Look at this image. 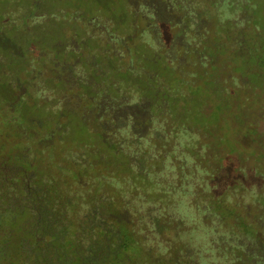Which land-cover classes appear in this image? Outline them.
<instances>
[{
  "label": "rangeland",
  "instance_id": "obj_1",
  "mask_svg": "<svg viewBox=\"0 0 264 264\" xmlns=\"http://www.w3.org/2000/svg\"><path fill=\"white\" fill-rule=\"evenodd\" d=\"M164 15L173 25L179 21L187 26L184 36L176 34L174 26L168 33L159 27ZM153 27L160 35L152 34L149 28ZM201 35H205V46ZM179 38L188 45L177 48ZM167 39L177 50L174 61H170L171 52L162 48ZM241 40L246 41L247 48L243 59L258 58L255 50L264 47V0H0V121L5 119L13 125L7 134L0 128V163L11 165L8 160L15 159L16 154L14 164L23 172L28 165L19 160H34L35 168L28 169L19 183L22 190L29 183V192L51 179L55 184L60 180V194H52V207L43 209L51 212V217L62 216L70 231L79 232L82 219L94 215L92 201L85 202L84 198L77 207L67 205L64 203L70 198L64 193L76 191L92 197L96 192L103 193L104 197L99 196L102 200H120V188L134 190L131 184L126 188L119 185L124 175L118 174L114 165H97V171L85 175L81 182L72 177L71 161H92L93 152L102 146V137L94 134L96 130L102 133L96 122L105 114L104 106L92 104L105 87L99 75L108 71L112 76L125 72L133 63L144 65L146 60H154L157 66L148 63V71L156 76L154 87L172 88L175 105L165 104L173 108V120L154 127L140 117L141 129L151 130L152 137L142 140L140 150L145 153L132 157L131 162L137 166L145 159L143 166L148 164V169L158 161L160 165L154 166L150 176L163 189L158 190L160 194L165 190L156 177L160 182H173L183 176L182 180L193 187L194 197L198 190L200 196L205 195L198 200L195 197L196 201L190 197L191 203L200 201L207 209L204 213L189 210L192 221L203 214L205 229L190 233V241L176 238L173 230L164 233V241L173 240L180 248L176 253L170 243H164L159 247L161 252L175 256L188 251L192 264H258L259 259L264 263V246L255 237L246 236L237 226L236 216L226 213L227 207L233 206L250 222L264 221V65L241 60L237 50ZM126 76L129 79L124 80V91L128 86L141 93L148 84H139L153 78L140 72ZM175 78H180L179 82ZM20 102L24 110L16 111ZM22 116L30 131L15 127V120ZM34 133L36 137H31ZM106 135L118 138L115 130ZM19 138L21 147L17 145ZM101 150L116 159L111 149ZM130 150L134 153L136 148ZM121 168L127 166L122 164ZM212 173L216 183H212ZM112 176L118 183L106 182H111ZM63 178H70L68 184L61 182ZM104 181L106 184L100 185ZM18 194L21 202H28L25 193ZM126 195L134 196L131 191ZM219 208L221 214L215 215ZM160 213L144 210L147 217ZM212 218H221L218 231L211 229L215 226ZM17 228V236L30 239L24 226ZM20 238H12L9 256L0 264H16ZM161 240L158 235L148 237L143 246L156 249ZM237 242L242 247H237V255L231 254L228 249L236 248Z\"/></svg>",
  "mask_w": 264,
  "mask_h": 264
},
{
  "label": "trees",
  "instance_id": "obj_2",
  "mask_svg": "<svg viewBox=\"0 0 264 264\" xmlns=\"http://www.w3.org/2000/svg\"><path fill=\"white\" fill-rule=\"evenodd\" d=\"M159 21V27L162 28L164 32L168 33L173 30L174 26L177 30L176 34H183L181 36H184L187 26H183L182 22L178 21L173 25L171 22L172 20L166 18V15L160 18ZM155 33L157 36L160 35L157 33V29ZM204 37L205 35H201V43L203 46H205ZM176 42H178L176 46L179 49L188 45V41H184L181 38ZM163 43L162 48H165V50L168 49L171 52L172 56L170 61H174L175 58L173 54H175L177 50L171 48L172 44L169 42V39L165 40ZM144 44L143 46L146 47L147 43ZM258 48L259 49L255 51H258L259 57L254 59H249L248 57L243 59L244 54L247 52L245 40H241L238 43L237 50L239 52V57L244 63H248L252 60L263 66L264 47L258 46ZM161 54L164 56L163 53ZM163 60L165 62L166 59L164 58ZM148 63H152L154 67L157 66L154 60H146L144 65L133 63L123 73L116 72L112 76H109L108 71H105L103 74L101 73L102 75H99V79H104L100 81L104 83L105 87L104 90L100 89L99 91V94L103 95L94 96L92 104L96 108H99L101 104L104 106L102 112L105 114L103 116L100 115L98 117L99 120L96 122V128L97 126L101 128L102 133L96 130L94 134L96 137H102V146L93 152L92 161L87 162V159L83 158L81 161L77 159L75 162L71 161V159L69 160L74 170L72 171V177H74L75 181L77 180L76 182H81V179L91 172L95 173L94 170L97 171V165H114L118 174L122 173V175H124L119 185L122 187L124 185L126 188L131 184L134 190L130 189V187H128L129 189L120 188L122 195L118 198L120 200H116V197L102 200L101 198L104 197L103 193L97 194L96 192L92 193V197H86L88 193L86 195L83 193L84 196L79 195L76 191L70 192L73 193L72 196L70 193H64L66 199H68V196L70 198L68 202L64 204L69 203L77 207V202L85 198V200L87 199L85 202L92 201L91 209L94 211V215L90 216V218L85 216L82 219L83 222L80 223L79 232H76L77 230L70 231L71 228L69 224L64 223L62 216L61 218L51 217V212L43 209V207H52V194H60L58 192L60 191V184H58L60 180L57 179L56 181H58V183L55 184L51 179L47 185H38V187L33 188V192L28 191L29 186L24 187L25 189L22 190L19 187L20 180L22 179L23 181L27 175L26 171L28 169H34L35 166L33 165L35 164H33L34 160L28 162L18 155L21 158L19 161L28 165V169L21 172V168H18L17 164H14L17 157L16 154H13L15 159L8 160L9 162L12 161L13 165L4 166L3 163H0V233H2L0 234L2 235L0 239V263L5 262V258L9 256V244L12 243V238H20L17 236V225H20L21 228L24 226L26 229L24 233L30 237V239L21 237L19 241L17 240V249L15 253L17 257H14V262L16 264H192L189 261L190 252L188 253V251H186L183 255L172 256L171 254L168 256L162 253V249L159 247H164V243H170V246L178 253L180 248L178 246L180 245L173 240L164 241V233L173 230V233L176 234V238L190 241L192 239V237L189 236L190 233H194V230H199L201 228L205 229L207 227V222L203 214H199V216L196 215V219L192 221V216H190L191 213L189 212L190 208L201 211L202 213L207 211V209L204 208V204L200 201L194 203L190 201V197L194 200L196 197L198 200L201 199L200 197L204 198L205 195L203 196V194H201L202 196H200V190H198L194 197L193 187H190L189 181L182 180L184 179L183 176L173 182L166 179L160 182L159 177H156L158 184L163 185L165 190V193L163 192V194H160L158 190L163 189H160L154 177L150 176V174H153L152 169L154 166L160 165L157 164L158 161H154L153 165L148 169V164H144L145 166H143V161L145 159L139 160L137 166L131 162L132 157L145 153L144 149L143 152L140 150L142 140H149L152 137L151 130L148 129L149 131H143L141 129V123L144 119L148 123L147 125L150 126L162 122V124L157 125L160 127L164 126V120H169L170 122L173 120V108L165 104L168 102L171 105H175L174 99L171 98L173 94L170 95V93H172V88L169 85L168 87H164V85L157 88L154 87L156 76L153 75V71L149 73ZM169 70L170 69L167 67L166 71ZM166 71L165 73L170 76L171 73ZM137 72L145 74V76H153L150 80L139 84L142 87H146L147 83V90L141 93L139 91L130 90L127 86L126 88L130 93L124 91L125 88L123 83L124 80L128 78L126 74L133 77ZM179 80L180 78H175L174 81L177 83ZM127 84H130L129 81ZM166 97L169 98L166 100ZM100 100H102L101 102L103 103H98ZM153 105L156 107L155 110L153 109ZM16 108V111L24 110V106H21V102ZM0 117H3L2 114H0ZM140 117H142L143 121H139ZM26 122V119L22 116L15 120L17 125L15 127L21 126L24 131H30ZM11 124V122L5 119L0 121V128L3 129L2 133L5 131L7 134V129L13 126ZM93 124H95L94 121L92 122V125ZM144 126L146 127V125ZM110 130H112V132L115 130L118 134V138L107 136L106 134ZM37 132L40 133L42 131ZM46 132L48 133V131ZM64 132H67V128H65ZM48 134L50 140L52 136H50L51 133ZM31 137H36V134H31ZM20 139L21 138H19V143L17 142V145L21 147ZM86 143L89 142L86 141ZM129 147H132V149L136 148V151L133 153ZM102 148L107 150L111 149L116 154V159L112 160L108 157L106 155L107 153L101 150ZM174 153L177 152H173V154ZM6 159H8V157H6ZM122 164L126 165L127 169L121 168ZM65 165L67 166V163ZM59 168L62 169V166ZM188 171L186 172V176ZM10 173L13 174L8 177ZM214 174L212 173V183L213 181L215 183L217 182L214 178ZM68 180H70V178ZM68 180L63 178L61 182L68 184ZM110 181L111 182H106L113 185L117 182V177L112 176ZM102 184H106L105 181L100 185ZM21 191L27 195L26 198L28 202L25 204L21 202L18 197V193H22ZM130 191L134 194L133 197H128L126 195ZM14 194H17V196ZM40 195L42 196L39 197ZM99 196L102 197L99 198ZM177 207L180 209L187 208L185 211L181 210L179 213H175L174 210ZM232 207L233 206L227 207L226 209L228 216H236V220L239 222L237 226L246 236L255 237L264 246V221L256 220L250 222V220H247V216L246 218L239 216L238 214H240V212L235 211ZM235 207H237V205H235ZM148 208L156 212H162V214L160 213L154 217H147L146 214H144V210ZM221 208L215 210L216 213L214 214L218 215ZM55 214L58 216L57 212H55ZM165 216L167 219L164 218ZM26 217L27 219H25ZM213 219L214 218H212L211 221L215 226H212L211 229H216V231H218L216 226L217 223L221 221V218H216L218 220ZM244 219L245 221H243ZM255 224L259 227H255ZM180 228L183 229L182 232ZM229 231L235 234L233 230ZM173 233L171 235H173ZM157 235L161 236L162 240L157 242L158 247H156V249L151 246H143V242H145L148 237L150 238ZM235 245L236 248L230 247V249H228L231 254L236 251L237 247H242V244H238V242ZM235 255H237L236 252ZM257 263L262 264L263 262L259 259Z\"/></svg>",
  "mask_w": 264,
  "mask_h": 264
},
{
  "label": "flooded vegetation",
  "instance_id": "obj_3",
  "mask_svg": "<svg viewBox=\"0 0 264 264\" xmlns=\"http://www.w3.org/2000/svg\"><path fill=\"white\" fill-rule=\"evenodd\" d=\"M160 22V21H159ZM152 22L151 21H149L148 22V25H150ZM150 29V31L152 32V34L154 33L155 34V31H156V29L153 27L152 29L151 28H149ZM151 34V35H152ZM53 180V179H52ZM28 186L30 187V185H29V183H28Z\"/></svg>",
  "mask_w": 264,
  "mask_h": 264
}]
</instances>
